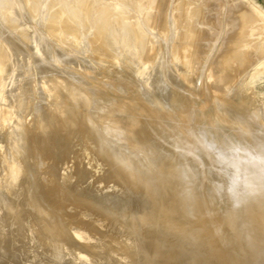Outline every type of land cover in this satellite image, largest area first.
Segmentation results:
<instances>
[{
  "label": "bare ground",
  "instance_id": "1",
  "mask_svg": "<svg viewBox=\"0 0 264 264\" xmlns=\"http://www.w3.org/2000/svg\"><path fill=\"white\" fill-rule=\"evenodd\" d=\"M144 1L0 0L1 19L14 18L16 20L22 11L27 15L28 13L36 15V17L44 15L45 21L47 20L46 23L44 22L46 29L48 28L47 32L50 31V34L57 36L56 38H59L61 31H63L62 34L66 30H68L66 33L71 31L73 34H79L85 31L87 25L89 26V30L86 29L88 32L94 28L95 39H90V43L94 51L99 54L97 56H101L102 60L108 63L103 62L102 65V62L97 61L106 67H104L105 71H100L101 75L105 74L104 76L99 73H97L98 76L95 75V72L89 70L86 65L82 69L86 70L87 67L90 73L81 70L82 74L76 68L79 63L75 69L67 63L71 68L67 70L78 79L74 83L72 79L75 77L72 78L70 73H67L69 75L65 77L62 71L56 68L59 67L56 63L51 64L54 61H51V56L48 55L52 52H49L48 50L51 49L46 46L44 48L47 50L45 49L44 52H49H47L48 58L43 57V59L45 61L48 59V65L44 63L45 61L41 62L43 60L39 58L38 60L33 58L26 60L30 57L29 54H32L30 49L36 52L37 47H34V51L33 45H36L37 38L32 39L34 44L31 41V48V45L27 44L28 41L25 43L23 38H20L21 36L15 39L18 36L15 35L13 38V34L9 32L8 38L12 35L11 37L17 41L0 44V89L2 90H0L2 92L0 99L2 97L3 101L0 103H6L5 106L0 104V116L2 115L0 126L5 133V129L10 125L12 136L9 135V139L13 141L10 142L9 149V159L12 163L2 165L1 162L0 180L8 174L15 177L16 183L19 184L18 189L15 190L0 188V264H81L78 261L82 260L90 264H96L95 261L111 264L112 260L114 261L112 264H152L153 262H146L151 255L148 250L155 245L153 243L155 238L152 233L148 234L147 229L156 226L157 223L164 225L168 221L166 218L172 216L171 208L183 212L193 209L199 221L209 226L207 244L210 251L205 256V264H264V112L261 109V112H258L253 108L251 100L244 99L246 97L243 98V93L239 94L242 98L235 101L229 98L230 95H227V92L217 97L216 92L211 90L213 86L214 90L218 87L225 88V91L228 88L233 90L235 84L233 79L237 76L236 68L233 69L232 66L233 61H236L234 59L239 61H236L238 65L242 58H244L242 64L249 62L251 54L246 53V48L251 44L262 51L264 40L259 39L258 33L260 27L263 26L264 19L256 17V13H261V11L256 10L250 0L247 1L254 11L250 10L252 8L242 0H207L209 2H205L210 6L223 5L222 13L217 15L218 20H221L219 17L226 11L224 8L229 9L227 16L229 15L230 20L225 15L227 21L223 20V24L228 21L229 23L223 26L220 34L227 36V32L232 27L235 31L229 37H224L226 39L223 41L218 37V41H221V48L217 44L214 50L211 49V53L214 52L209 55L211 57L208 56L209 59H206L205 64H207L202 68L203 78H200L206 89L194 85V91L189 96L185 95L180 105L169 111L167 104L174 97L166 92L171 84L175 83L170 70L174 68L178 57V53H175L178 44L175 46L176 49L172 48L175 51L169 50L170 45H166L168 48L165 47V49L164 45L161 46L160 49H164L165 54L157 58L158 53L161 52L157 45L159 38L153 36L157 39L153 44L151 35L149 36L148 31H144L150 30L149 26L146 28L147 24L160 23L161 27L166 28L169 0H149L148 6ZM203 1L200 3L189 1L190 6L192 5L188 10L186 8V15H188L186 19H189L187 20L189 26L197 24L196 15L199 13L201 3L204 4ZM120 3L124 6L122 7ZM150 5L155 10H150ZM127 7L130 9L128 10ZM262 15L264 16V13ZM202 22H198L200 28L204 24ZM199 27L196 28L199 29ZM86 33H82L84 38ZM186 33L189 38L191 31L188 30ZM2 34L7 33L5 31ZM3 35L0 36V41H3L1 40L5 37ZM82 36L80 35V39ZM41 37L44 38L42 34ZM253 37L255 40L258 38L262 44L260 42L257 44ZM184 38L185 41L187 36ZM78 40H76L78 44L87 43L82 44L83 46L79 45L82 49H90L89 39L88 42L87 39L86 42ZM7 44L10 46H6ZM196 44L197 48L201 49L200 44L202 43L199 38ZM51 45L55 48V54L58 55H53L52 49V56H54L51 57L54 58L52 60L60 59L57 63L63 64L61 61H64V57L60 56H66L68 48L64 47L66 54L63 52L59 56L58 53L61 51L57 52V47L54 44ZM77 46V44L74 45V47ZM213 46L210 47L213 48ZM74 47H71L73 51ZM81 47H77V50L79 51ZM187 48L185 47L186 50ZM82 49L78 52L79 54ZM219 49L222 50L217 55ZM72 50L67 56H71L72 53H74L72 56H75L77 52L71 53ZM188 51H190L189 54L192 53L189 48ZM10 52H12L11 56L13 52L19 53L13 56L15 64L20 63L19 56L23 55V61H28L26 64L21 63L23 67L25 66L24 68L21 66L23 71L18 69L23 73L21 72L20 80L18 78L15 91L11 92L13 95L9 94L10 92L6 93L8 91L3 89L7 87V84L6 87L2 86L5 84L3 81L9 82L5 74L11 73H7L11 68L10 65L14 68L12 61L9 60L10 57L8 58ZM86 53L89 54L90 51L81 53V55L84 54L90 59L91 55ZM90 54H93L92 51ZM143 60L150 61V65L152 64L149 65L148 70L149 63H147L145 71H148L145 73L139 71ZM8 61L9 65L6 64ZM74 61L79 62V59ZM80 62L85 64V61ZM94 63L96 65V60ZM5 65L10 66H6L8 70L4 67ZM51 65L61 71V75L58 71L56 75V70L52 71L54 68ZM65 66H62L64 67L62 70ZM144 66L146 65L143 64L142 67ZM15 68H18L17 65ZM72 68L76 72L79 71L81 75L76 72L74 74ZM14 70L17 72V69ZM184 73L181 72L182 75ZM211 74L213 78L209 82ZM12 75L15 76L13 72ZM103 77L106 78L103 79ZM159 79L164 82L159 84ZM240 79L241 77L238 80ZM42 80L47 82L43 83ZM146 80L150 82V85H146L148 82ZM230 81H232V87ZM241 81L244 82L242 79ZM10 83L13 82L10 81L8 87L11 86ZM184 83L186 84V81ZM190 84L192 87L193 84ZM240 90L245 91L243 85ZM49 91L52 96L48 94L50 95L48 98L51 99L47 101L44 95ZM206 91L207 94L210 92L212 95L207 97ZM2 94H8L10 99H5L7 95ZM36 100L39 104L34 106L33 103H36ZM55 105L56 107L61 106L58 107L59 110ZM23 106L25 107L24 112L19 113L20 110L19 117L22 113H27L19 118L15 111L19 108L23 111ZM229 108H235V111L231 114L225 113ZM31 111H33V116L29 119L26 115L31 114ZM13 113L17 114H14L17 117H13ZM162 116H166L168 120H161ZM231 116L236 120L232 129L227 130ZM2 119L6 121V124ZM34 125L39 126H36V132L32 129ZM59 125L61 132L56 133L55 130ZM29 129L37 135L33 137L34 133L32 135ZM1 131L0 128V136ZM219 134L218 139H215V136ZM51 136L54 137L53 140L51 139L52 142H49L50 139L47 141ZM52 146H56L60 154L70 153L72 160L67 164L69 166L76 164L79 157H84L86 160L90 157V159L79 167L77 164L75 168L59 167L55 157L50 159L52 153L50 147ZM4 154L3 157L6 156ZM20 160L22 162L18 164ZM205 161L207 164L204 163ZM63 169L65 171L62 173ZM221 182L228 190V196L221 204L212 205V210L213 214H218L225 207L227 211L224 219L205 221L206 218L200 211L207 208L205 201L210 200L211 202V198L203 196L206 190L214 188ZM230 189L231 193H229ZM92 192L93 194H90ZM68 205L72 208H67ZM150 212L152 216H149ZM81 236L88 238L83 239ZM115 237L117 239H114ZM245 238L249 239L248 242ZM120 246L130 251L124 254L127 256L122 259L109 258L110 254L116 252Z\"/></svg>",
  "mask_w": 264,
  "mask_h": 264
},
{
  "label": "rangeland",
  "instance_id": "2",
  "mask_svg": "<svg viewBox=\"0 0 264 264\" xmlns=\"http://www.w3.org/2000/svg\"><path fill=\"white\" fill-rule=\"evenodd\" d=\"M149 0H145L144 1V3L148 6V4H150V1L148 2ZM179 1V2H178ZM181 0H169V6H168V8H167V16H168V18L166 19V22H167V24H166V28L163 26V27H161V25H160V23H157V24H147L146 25V28H147V26H149V28H150V30H148V29H146L145 27V29L146 30H144V31H148L147 33L149 34V36L150 37H152V43L154 44V42H155V40H157L158 38V41H159V44H157L158 45V48L160 49V48H162L161 46H163L164 45V49H165V47L166 48H168V46H166V45H170V47H169V50L170 51H172L173 49H176V47H177V52L175 51V50H173V51H175V53H178V57H177V59H176V63H175V65L173 66L174 68L173 69H171L170 70V74L171 75H173V79H175V83L174 84H171V86H170V89L169 90H167V92L166 93H169L170 95H172L173 97H174V99H172V101H170L168 104H167V110H169V111H171V110H173V109H175L177 106H179L180 105V103L182 102V100H183V98L185 97V95L187 96H189L193 91H194V85H197V86H200L202 89L203 88H205L206 89V86H205V84H204V82L202 81V79H200L201 77H202V68H204V65H206L205 64V61H206V59H209V57H211V56H209L210 54L212 55L213 54V52L211 53V49L212 50H214V48H215V46L217 45V44H219V46L221 45L220 43H221V41L220 40H224V39H226V38H224V37H229V35L230 34H232L233 33V31H235L234 29H233V27H232V29H230L229 31H232V32H227V36H223L222 34H220V33H222V28H223V26H225L226 24H228L229 23V21H228V23H224L223 24V20H226L227 21V19H225L226 17H225V15L227 16V11H229V9L227 10L226 9V7L224 8L225 10V13L221 16V17H219L221 20H218V18H217V15L219 14L220 15V13H222V11H221V9L223 10V5L221 4H218L217 6H210L209 4H207L209 1H203V3L204 4H202L201 3V8L199 9V13H197V15H196V18H198V20L197 19H195V21L197 22V24H198V22L200 23V22H202V23H204V24H202V26H201V28L199 27V24H198V26H196L197 24H195V25H191V26H189L188 24H187V20L189 21V19H186L187 18V16L188 15H186L187 13H186V11L189 9V8H191L192 7V5L190 6V4H189V1H194V2H202V0H182L181 2H180ZM243 2H245V4L247 5V3H248V6H250L249 5V0L247 1V0H242ZM205 2H207L206 4H205ZM242 2V3H243ZM174 3V4H173ZM250 3L255 7V9L256 10H260L261 11V13L264 11V0H250ZM121 4V3H120ZM120 4H119V6H120ZM123 4V3H122ZM121 4V5H122ZM184 4V5H183ZM188 4V5H187ZM244 3H243V5H245ZM174 5V6H173ZM180 5H182V6H180ZM194 5V4H193ZM203 5H204V7H203ZM208 5H209V7H208ZM245 5V6H246ZM256 5V6H255ZM124 5H122V7H123ZM152 5H150V10H152L153 11V9H154V7H151ZM171 6V7H170ZM206 6V7H205ZM174 7V8H173ZM184 7H185V9H184ZM152 8V9H151ZM170 8V9H169ZM179 8H182V9H179ZM186 8H187V10H186ZM250 8H252V6H250ZM127 9H128V7H127ZM130 9V8H129ZM128 9V10H129ZM220 9V10H219ZM155 10V9H154ZM237 10H238V8H237ZM250 10H252V11H254L253 10V8L252 9H250ZM170 11V12H169ZM173 11V12H172ZM213 11H216L215 13L213 12ZM221 11V12H220ZM219 12V13H218ZM169 13H170V15H169ZM254 13V12H253ZM260 13V12H259ZM259 13L257 12L256 13V17L257 18H261V20H263L264 19V16L260 13V15L262 16H260L259 15ZM24 14V15H23ZM213 14V15H212ZM214 14L216 15V16H214ZM229 14V13H228ZM20 16L18 17V19L16 18V20L14 19V18H7V19H1L0 18V23H2L4 26H2V24H0V28L2 29L3 27H6L5 29L3 28L2 30L0 29V31H1V34H0V36H2L3 34L2 33H5V31H6V33L7 34H5V35H3V36H5V37H3V38H5V39H3V38H1V40H3V41H0V44L3 42H5V44L7 43V41H8V44L9 43H13V42H15V41H17V40H15V39H18L20 36V38H23L22 40H24V42L26 41H28L27 42V44H29V45H31V43L33 42V44H34V40L32 41V39H35V38H37L38 39V41H37V43H36V45L34 46L33 45V48L34 47H37V49H36V52H33V49H30V52H32V54H29V56L30 57H28V59H26V60H30L31 58H33L34 60H38L37 58H39V59H42L43 61H41V62H44L45 60L43 59V57L45 58V57H47V54L51 51L52 53H49L50 55H48V56H51V57H54V56H52V54H53V51H54V54L53 55H56V56H58L57 55V53L55 54V48L51 45V44H54V46L55 47H57L56 49H57V52H58V50H60L61 52H59L58 54H59V56L60 55H62V54H60V53H65L66 54V50H68L67 52H68V54H66V56L67 55H69V52H70V50H72V48L71 47H74V45L75 44H77L78 46L77 47H81V46H79L80 44L82 45V44H84V43H77V39H79L78 41H83V42H86L85 40L87 39V42H88V39H89V42L88 43H90V39H95V34H96V31L94 30V28H93V30L91 31H87V30H89L88 28H89V26L87 25V26H85L86 28H85V33H86V31H87V33L85 34V36L87 37H85L84 38V36H82V33H84L83 31H82V33L80 32L79 34L77 33V34H73L71 31H69V33H66V32H68V30H66L65 31V29H64V33L62 34V32L63 31H61L60 33L62 34H60L58 37L59 38H56L57 36H54V34H50L49 32H47L48 31V28L46 29V22H47V20L45 21V16L43 15V17L41 16V15H38L37 17H36V15H33V14H30V13H28V15H27V13L26 12H24V11H22V13L21 14H19ZM25 15H26V19H25ZM23 16H24V18H23ZM30 16H31V19H30ZM200 16V17H199ZM28 17V18H27ZM33 17V18H32ZM40 17H42V18H40ZM214 17H216V18H214ZM40 18V19H39ZM202 18V19H201ZM214 18V19H213ZM223 18V19H222ZM227 18L230 20V17H229V15L227 16ZM23 19H25V20H23ZM29 20V22H28V20ZM32 19H34L33 20V22H32ZM201 19V20H200ZM35 20H36V22H35ZM41 20V21H40ZM43 20V21H42ZM174 20V21H173ZM176 20V21H175ZM40 21V22H39ZM152 23H153V17H152ZM159 21V20H158ZM194 20H193V22H195ZM15 22H17V24H15ZM31 22V23H30ZM34 22H35V24H34ZM45 22V23H44ZM218 22V23H217ZM264 22V20L262 21V23ZM37 23V24H36ZM150 23V22H149ZM262 23H261V26H262ZM13 24V25H12ZM32 24V25H31ZM174 24H175V26L177 27H175L174 26ZM41 25H43L42 27H41ZM171 26H172V28L173 29H175V30H173L172 28H171ZM195 26V27H194ZM205 26H207V28L205 27ZM263 26H264V23H263ZM263 26H262V28H263ZM31 27V28H30ZM60 27V26H59ZM157 27V28H156ZM161 27V28H160ZM188 27H190L189 29H188ZM196 27H199V29L198 28H196ZM36 28H38V29H36ZM261 27H260V32L258 33L259 34V36H260V38H259V36L258 35H256L257 34V31H258V29L256 30V36H258V38L259 39H261V41L262 40H264V32H263V30H264V28L262 29ZM87 29V30H86ZM167 29V30H166ZM172 29V30H171ZM3 30H5L4 32H2ZM8 30V31H7ZM62 30V29H61ZM171 30V31H170ZM176 30H178V31H176ZM180 30V31H179ZM188 30H190L191 31V33H190V36H189V38H188V35H186V34H188V33H186V32H188ZM27 31V32H26ZM29 31V32H28ZM153 31V32H152ZM175 31V32H174ZM10 32V34L12 33L13 34V38L15 37V35H17L18 37H15V39H13L11 36L12 35H10V37L8 38V36H9V33ZM183 32V33H182ZM198 32V33H197ZM261 32H263V33H261ZM36 33V34H35ZM49 33V34H48ZM88 33H89V35H88ZM90 33H91V35L93 36H91L90 35ZM151 33V34H150ZM172 33V34H171ZM177 33V34H176ZM186 33V34H185ZM229 33V34H228ZM41 34L44 36V38L43 37H41ZM66 34H68V35H66ZM191 34H192V36H191ZM8 35V36H7ZM80 35L83 37H81V39H80ZM84 35V34H83ZM172 35V36H171ZM187 36V41H188V43L186 44V42L184 41V37H186ZM201 37H200V36ZM203 35V36H202ZM219 35H221V36H219ZM224 35H226L225 33H224ZM254 35V36H255ZM51 36V37H50ZM61 36V37H60ZM89 36V37H88ZM153 36H154V38H157V39H154L153 38ZM157 36V37H156ZM160 36V37H159ZM163 36V37H162ZM255 36V37H256ZM161 37H162V39L165 41H163L162 39H161ZM218 37H220L221 39L218 41ZM262 37V38H261ZM47 38V39H46ZM56 38V39H55ZM182 38V39H181ZM198 38H199V41L202 43V44H200L201 46H200V48L201 49H198L197 48V44L195 45V43L197 42V40H198ZM258 38H256V40L254 39V37H253V40L254 41H257L256 43L258 44L259 42H260V44H262V47L264 48V41H262V43H261V41H259V39ZM58 39V40H57ZM61 39V40H60ZM76 39V40H75ZM5 40V41H4ZM15 40V41H14ZM45 40H48L47 42L45 41ZM51 40V41H50ZM56 40V41H55ZM60 40V41H59ZM30 41V42H29ZM32 41V42H31ZM36 41V40H35ZM58 41V42H57ZM73 41H75V43L73 42ZM25 42V43H26ZM51 44H50V43ZM53 42H57L56 43V45H55V43H53ZM162 42H164L163 44H162ZM217 42V43H216ZM38 43L40 44V45H38ZM47 43H49V44H47ZM58 43H62L61 44V46H60V44H58ZM161 43V44H160ZM184 45H183V44ZM214 45H212V44ZM216 43V44H215ZM5 44H3V46H5ZM6 45V46H10V45ZM41 44H42V46H41ZM44 44V45H43ZM57 44H58V46H57ZM87 44V43H86ZM86 44H84V45H86ZM91 44V43H90ZM88 45V46H90V49H88V48H83L84 50H87L88 52L90 51V53H91V51H92V53L93 54H87V55H91V56H89L90 57V59L92 60H90L89 58H88V56L86 57V55H84V54H82L81 55V53H85V52H87V51H85L84 52V50L82 49V47L80 48V49H82V52L79 54L78 52L80 51V49H79V51L77 50V47H74V51L72 50L71 51V53L72 52H77V53H75V56H72V54H74V53H70L71 54V56H64V55H62V56H60V57H64L63 59H64V61L62 60L61 62H63V64H59V63H57V61L59 60L60 61V59H57L56 57H55V59H57V60H52V59H54V58H51L50 57V59H51V61H54V63L53 62H51V64L52 65H54L55 63L59 66V67H56V68H59V70H61L62 71V74L66 77V75H67V73H70L71 74V72L70 71H68V70H71V68L69 67V65H71V67H73L74 69H75V67H76V65H77V63H81L79 66L81 67V69H80V67L77 65V67L76 68H78L79 69V71H80V73H82L81 72V70H83L84 72L86 71H88L87 69L89 68V70H93L92 72L95 74V75H99L100 74V71H105V68L102 66L103 65V60H102V57L101 56H97V55H99V54H97L95 51H94V49H93V46H92V44L91 45ZM172 44V45H171ZM175 44V45H174ZM178 44V45H177ZM181 44V45H180ZM22 45V44H21ZM63 45V46H62ZM65 45V46H64ZM156 45V44H155ZM160 45V46H159ZM174 45V46H173ZM177 45V46H176ZM187 45H189V46H187ZM213 46V48H211L210 46ZM44 46H46L48 49L50 48L51 50H48L46 53L44 52L45 51V49L47 50V48H44ZM60 46V47H59ZM69 46H71L70 48H69ZM83 46V45H82ZM176 46V47H175ZM178 46H179V48H178ZM261 46V45H260ZM39 47V48H38ZM62 47V48H61ZM64 47H65V49H66V47L68 48V49H64ZM86 47V46H85ZM175 47V48H174ZM185 47L187 48H189V50H191V52L193 53V50H194V53L192 54V53H190L189 54V52L190 51H188V48H187V50L185 49ZM193 47H195V49L193 48ZM256 47V46H255ZM254 47V45H252L251 44V46H248V48H246V53L247 54H251L250 55V61L249 62H247V59H245V61L247 62L245 65L244 64H242V62L244 61L243 59L244 58H242V61H241V59H240V65L243 67H241L240 65H238V63L237 62H239V61H237V59H234V60H236V61H233V58H232V61H233V69L234 68H236L235 69V74L237 73V76L233 79L234 81H235V84L233 85V90H231V88L229 89H226V91L222 88V87H218L221 91H219V89L217 88L216 90H214L215 88H214V86L212 87V86H210V88H211V90L212 91H215L216 93V95L215 96H217V97H220V94L222 93V95H224V92L227 94V95H230V97L229 98H232V100H235L236 101V99L238 100V99H240V97L242 98V96H243V98L244 97H246V98H244V99H248V100H251V104H252V106H253V108H255L258 112L260 111L261 112V110H262V112H264V49L262 48V51H259L258 50V48H255ZM31 48H32V45H31ZM61 48V49H60ZM173 48V49H172ZM181 48V49H180ZM190 48H193V49H190ZM220 48H221V46H220ZM39 49V50H38ZM52 49H53V51H52ZM164 49H160V51L162 52H159L158 53V51H157V53H158V56L159 57H157V58H161V57H163V55L165 54V51H163ZM185 49V50H184ZM198 49V50H197ZM250 49V50H249ZM252 49V50H251ZM64 50V51H63ZM76 50V51H75ZM179 50H181V51H179ZM222 49H219L218 51H217V55L218 54H220ZM258 50V51H257ZM34 51H35V48H34ZM41 52V53H38V52ZM200 51V52H199ZM248 51V52H247ZM219 52V53H218ZM43 53V54H42ZM15 54H17V55H19V53L18 52H13V56H15ZM41 54V55H40ZM160 54V55H159ZM182 54H183V56H182ZM12 55V52H10L9 53V56H8V58L10 57V61H12V63L11 64H13L14 65V68H12V65H10L11 66V68H10V70H8V68L7 67H10V66H7V65H9V61L6 63L7 65H5L4 67L6 68V70H8V72L7 73H10L9 75L8 74H5L6 76H7V78H9V82L11 81V82H13V83H10L11 84V86H9L8 87V85H9V82L7 81V80H5V75H4V80L5 81H3V82H5V84L4 85H2V86H5L6 84H7V87L6 88H3V89H5L6 91H8V92H6V93H9V94H11V95H13V93H11V92H13V91H15L14 90V88L15 87H17V83H18V78L20 77H22V71L24 70H22V67H23V65L22 64H26V62H28V61H23L24 60V55L23 56H19L20 57V59H18V60H20V63L18 62L17 64H15V62H13V60H15V57H13V56H11ZM28 55V54H27ZM31 55H33L32 57H31ZM84 55V56H83ZM93 55H95L94 57H95V59H93L94 57H93ZM185 55V56H184ZM187 55V56H186ZM192 55H193V57H192ZM255 55V56H254ZM37 56H39V57H37ZM76 56H78V57H76ZM82 56V57H81ZM157 56V55H156ZM161 56V57H160ZM209 56V57H208ZM11 57L13 58V59H11ZM23 57V58H22ZM26 57V56H25ZM36 57V58H35ZM42 57V58H41ZM72 57H74L73 59H72ZM75 57H76V59H79V62L78 61H74V60H76L75 59ZM97 57H98V59H97ZM190 57V58H189ZM48 58V57H47ZM59 58V57H58ZM190 60V61H188V59ZM46 59V58H45ZM70 59V60H69ZM82 59V60H81ZM85 59V60H84ZM180 59V60H179ZM239 59V58H238ZM17 60V61H18ZM71 60H73V61H71ZM88 60V61H87ZM94 60V61H93ZM95 60H96V65H95ZM186 60H187V62H186ZM198 60V61H197ZM262 60V61H261ZM21 61H23V62H21ZM50 61V60H49ZM58 61V62H59ZM67 61V62H66ZM80 61H85V64L84 63H82V62H80ZM97 61H99V62H102L101 64L102 65H100V63L99 62H97ZM145 61V62H144ZM178 61H179V63H178ZM180 61H181V63H180ZM48 62V59H47V61H45L44 63H47ZM64 62H65V64H64ZM86 62H88V64L86 63ZM211 62V61H210ZM210 62H209V64L207 65V67L209 68V65H210ZM234 62H235V64H234ZM22 63V64H21ZM67 63H69V65L67 64ZM89 63H91V64H89ZM104 63H106V64H108L106 61L104 62ZM141 63H143V64H145L146 66H144V68L142 67V65H141ZM141 63H140V67H139V71H141V72H147L149 69L148 68H150V66L152 65H150V61L148 62V61H146V60H143V61H141ZM147 63H149L148 64V66L149 67H147ZM203 63V64H202ZM237 63V64H236ZM245 63V62H244ZM20 66H19V65ZM105 64V65H106ZM180 64V65H179ZM182 64H183V67H182ZM15 65H17V67L18 68H15ZM44 65H46V64H44ZM47 65H48V63H47ZM49 65H50V62H49ZM52 65H51V67H52ZM56 65V66H57ZM65 66V69L67 70V71H65V69L64 70H62L64 67H62V66ZM84 65H86L87 67L85 68L86 70H84V69H82V68H84L85 66ZM125 65V64H124ZM179 66V68L177 69V67ZM184 65H185V67H184ZM235 65H237V67L235 66ZM244 65V66H243ZM7 66V67H6ZM22 66V67H21ZM83 66V67H82ZM94 68H93V67ZM100 66H102V67H100ZM190 68H189V67ZM238 66H240V67H238ZM25 67V66H24ZM23 67V68H24ZM90 67H92V69H90ZM99 68L98 70L96 69V68ZM123 67H125V66H123ZM147 67V71H145V68ZM182 67V68H181ZM52 68H54V70H52V71H55V74L57 75V71H58V74H60V72L61 71H59L58 69H56L55 68V66L54 67H52ZM61 68V69H60ZM70 68V69H69ZM73 68H72V71L74 72V74H76V73H78L79 71H77L76 72V70H73ZM100 68H102V69H100ZM184 68V69H183ZM192 68V69H191ZM208 68L206 69V70H208ZM13 69V70H12ZM14 69H17V72H15V70ZM18 69H21L22 71H20V70H18ZM143 69V70H142ZM183 69V70H182ZM237 69H239L238 71H236ZM98 72H97V71ZM119 70V69H118ZM179 71V73H178V71ZM180 70H181V72H185L184 73V75H182L181 74V72H180ZM20 71V72H19ZM63 71H65V73L63 72ZM201 71V72H200ZM234 71V70H233ZM12 72L14 73V75L15 76H13L12 75ZM20 74H19V73ZM22 72V73H21ZM76 72V73H75ZM189 72H191V73H189ZM88 73H90L89 71H88ZM97 73H99V74H97ZM176 73H178V75H179V77H177L178 75L176 74ZM189 73V74H188ZM212 73H214V72H212ZM19 74V75H18ZM54 74V73H53ZM53 75L54 77L56 76V75ZM83 74V73H82ZM93 74V75H94ZM181 74V75H180ZM198 74H199V76H198ZM12 75V76H11ZM61 75V74H60ZM62 75V76H63ZM69 75V74H68ZM67 75V76H68ZM72 75V74H71ZM78 75H81V74H79L78 73ZM77 75V76H78ZM101 75V74H100ZM105 75V74H104ZM103 74L101 75V76H104ZM187 77H186V76ZM244 75V76H243ZM61 76V77H62ZM63 76V77H64ZM73 76V75H72ZM71 76V77H72ZM181 76H183V77H181ZM198 76V77H197ZM238 76H240L241 77V79L242 80H244V82H242L241 81V79L240 80H238L240 77H238ZM14 77V78H13ZM59 77V76H58ZM57 77V78H58ZM70 77V76H69ZM70 77V78H71ZM75 76H73L72 78H74ZM100 77V76H99ZM185 77V78H184ZM6 78V79H7ZM20 78H19V80H20ZM42 78V77H41ZM45 78V77H44ZM44 78H42V79H44ZM48 78V77H47ZM69 78V80H71ZM76 78V80H74ZM74 79H72L73 81H74V83L78 80L77 79V77H75ZM104 78H106V77H103V79ZM180 78H183L182 80L180 79ZM203 78V77H202ZM213 78V74H211V77H210V79H209V82H211L210 80ZM252 78V79H251ZM37 79H40V78H37ZM119 79V78H118ZM150 79V78H149ZM148 79V80H149ZM251 79V80H250ZM12 80H15V81H12ZM71 80V81H72ZM148 80H146V81H148ZM184 80V81H183ZM232 80V81H233ZM246 80V81H245ZM248 80V81H247ZM38 81H40V80H38ZM43 81V80H42ZM42 81H41V83H42ZM44 81H46V80H44ZM44 81H43V83H44ZM72 81V82H73ZM106 81H109V80H106ZM110 81H111V79H110ZM113 81H114V79H113ZM115 81H116V78H115ZM186 81V84L184 83ZM232 81H230L229 83H230V86L232 87V85H231V83H232ZM238 81V82H237ZM7 82V83H6ZM47 82V81H46ZM91 82V81H90ZM93 82H95V81H93ZM159 84H161V83H163L164 82V80H160L159 79ZM194 82H196V84L194 83ZM249 85H247L246 83ZM248 82H250V83H248ZM34 83V82H33ZM150 82L148 81V82H146V85L147 84H149ZM187 83H188V85H187ZM190 83H194L193 85H192V87H191V84ZM228 83V84H229ZM234 83V82H233ZM240 83V84H239ZM242 83H245V84H242ZM106 84V83H105ZM190 84V85H189ZM150 85V84H149ZM181 85V86H180ZM209 85H211L210 83H209ZM242 85H243V90L245 89V91H246V89H247V91L246 92H248L247 93V95H246V92L245 91H241L240 89H242ZM244 85H245V87H244ZM129 86H131V84H129ZM184 86V87H183ZM238 86V87H237ZM12 87V88H11ZM177 87V88H176ZM236 87V88H235ZM11 88V89H10ZM185 88H187L186 90H185ZM214 88V89H213ZM240 88V89H239ZM180 89V90H179ZM223 89V90H222ZM235 89H236V91H235ZM1 90V89H0ZM11 90V91H10ZM217 90L219 91V92H217ZM227 90H229V91H231V92H229V91H227ZM2 91V90H1ZM4 91V90H3ZM188 91H190L189 93H188ZM238 91H239V93H238ZM236 92V93H235ZM245 92V93H244ZM2 92H0V94H1ZM3 93H5V91L3 92ZM51 92L49 91L46 95H44V96H46L47 97V101H49L50 99L48 98L50 95L52 96V94H50ZM208 92L206 91V95H207V97H209V96H211L212 95V93H210L209 92V94H207ZM218 93V94H217ZM230 93V94H229ZM243 93V95L241 96L240 95V97H239V94H242ZM254 93V95H252ZM48 94H50V95H48ZM238 94V95H237ZM245 94V95H244ZM251 94V95H250ZM2 95H4V94H2ZM7 95V97H5V99H7V98H9L10 99V97L8 96V94H5L4 96H6ZM232 95V96H231ZM236 95V96H235ZM255 95H256V98H255ZM235 96V97H234ZM237 97V98H236ZM248 97V98H247ZM233 98H235V99H233ZM1 99H2V97H1ZM0 99V100H1ZM252 100H255V101H252ZM4 101H8V100H4ZM10 101V100H9ZM37 101V100H36ZM36 101H34V102H36ZM1 103L3 102L2 100L0 101ZM38 102V101H37ZM33 103L34 104V106H36V104L38 105L39 104V102L38 103ZM65 102V101H64ZM0 103V104H1ZM254 103V104H253ZM4 104V106H5V102L3 103ZM3 104H1V105H3ZM50 104V103H49ZM62 104H64V103H62ZM260 104H262V105H260ZM58 105V104H57ZM249 105V104H248ZM3 106V107H4ZM47 106H48V103H47ZM6 107H8V105H6ZM55 107H56V105H55ZM58 107L59 106H57L56 108L58 109ZM61 107V106H60ZM59 107V108H60ZM23 108V111H22V109L21 108H19L18 109V111L16 110L15 112H17V114H18V117H19V113H21V112H24V106L22 107ZM248 107H246V109H247ZM261 109V110H260ZM21 110V111H20ZM54 111H55V108L53 109ZM59 110V109H58ZM251 110V109H250ZM20 111V112H19ZM57 111V110H56ZM235 111V108H229V109H227L226 111H225V113H227V114H231L232 112H234ZM247 111H249V108L247 109ZM19 112V113H18ZM32 113L30 114V113H28L27 115H26V117H28L29 119H31L32 118V116H33V111H31ZM25 113H27V112H25ZM25 113L23 114H21L22 116H25ZM15 113H13V117L15 116V115H17V114H15ZM20 115V117L19 118H21L22 116ZM28 115H30V116H28ZM2 116V115H1ZM1 116H0V118H1ZM15 117H17V116H15ZM161 120H163V121H167L168 119H167V117L166 116H162V118H161ZM202 120H203V118H202ZM236 119L234 118V117H230V123H229V125L227 126V130H231L232 129V127H233V123H234V121H235ZM2 121L6 124V121L5 120H3L2 119ZM39 120H37V122H38ZM1 122V121H0ZM2 122V123H3ZM9 121L7 120V123H8ZM37 122H35L36 124H38ZM3 123V124H4ZM9 124V123H8ZM39 125V124H38ZM38 125H36L37 127H39ZM3 126H5V125H3ZM35 126V125H34ZM36 126L34 127V128H32V129H34V131L36 132L37 131V129H36ZM7 126H5V128H6ZM10 127V125L5 129V133H4V129H2V126H0V128H1V136H0V146H1V148H0V164H1V162H2V165H3V163H7L6 165H10L11 163H12V161H10V159H9V156H10V154H9V149H10V146H11V143L10 142H13L11 139H9V135H11L12 136V133H11V129L9 128ZM32 127V126H31ZM31 127H29V128H31ZM60 125H59V127L55 130V132L56 133H60L61 131H60ZM4 128V127H3ZM8 129H9V131H8ZM32 129H29L30 131H31V133H32V135H33V133H34V136L33 137H35V135H37V133L35 134V132L32 130ZM36 129V130H35ZM39 129V128H38ZM62 130V129H61ZM6 133L8 134V135H6ZM11 133V134H10ZM6 136V137H4V135ZM222 135V134H221ZM220 136V134L219 135H216L215 136V139H218V137ZM259 136V138H260V135H258ZM2 138V139H1ZM54 138V137H53ZM53 138H52V136H51V138L49 137L48 138V140L47 141H49V139L51 140H53ZM3 139H4V141H3ZM8 140V141H7ZM13 140H14V138H13ZM52 140L51 141H49V142H52ZM1 141H3V142H1ZM6 141H7V143H6ZM31 141V140H30ZM2 143H6L5 145H3ZM10 143V144H9ZM31 143V142H30ZM8 144V145H7ZM6 145H7V147H6ZM2 146H3V148H2ZM7 149V150H6ZM2 150V151H1ZM4 150V151H3ZM50 150H51V152L52 153H54L55 152V150H56V152L54 153V154H50V159H53L54 157L56 158L55 160H56V162H57V164H58V166L59 167H62V168H75L76 167V164H77V166L79 167L80 165H82V164H84V163H87L88 161H89V159H90V157H88L87 159L88 160H86L84 157H79L78 159V162L76 163V164H72V165H67V164H69L70 163V161L72 160L71 159V157H70V153H68V154H65V155H63V154H60V152H59V150H58V148L55 146H52V147H50ZM5 151H6V154H4L5 153ZM4 152V153H3ZM3 154L4 155H6L5 157H3ZM56 155V156H55ZM4 159V160H3ZM4 161H7V162H4ZM17 162V161H16ZM21 160L19 161V162H17L18 164H21ZM46 162H44V165H46L45 164ZM205 164H207V161H205L204 162ZM65 170L63 169L62 170V173L64 172ZM16 181H17V179L15 178V177H11V175H6L5 177H3V178H1V180H0V188L1 189H3V188H11V189H18L17 188V186H19V184H17L16 183ZM199 182V181H198ZM207 192L204 194V196L203 197H210L211 198V202H210V200H208V201H205V204L207 205V208L205 209V210H201L200 212H201V214L203 215V216H205V218H206V220L205 221H207V220H209V222H211V219H213V220H216V221H218V219H224V214H225V212L227 211L226 210V208L224 207L223 209H222V211H220V212H218V214L217 213H215V214H213V210H212V205H218V204H221L222 202H223V200H225V197L226 196H228V190H226V188L223 186V182H221V183H219V185H217V186H215L214 188L213 187H211V188H209V190H206ZM229 193H231V189L229 190ZM90 194H93V192L92 193H90ZM90 194H88V195H90ZM90 197H91V195H90ZM95 197V196H94ZM96 198V197H95ZM98 199H100V198H98ZM69 207H71V205L69 206L68 205V207L67 208H69ZM72 208V207H71ZM171 211H172V216H171V218L169 217V218H166L168 221L164 224V225H158V223L156 224V226H154V227H149V229H147V231H148V234H150V233H152L153 235V237L155 238V240H153V243L155 244L154 246H152L149 250H148V252H151V255H150V258H149V260L146 262V263H150V262H153L152 264H205V262H204V260H205V256H206V254H208L209 253V247H208V244H207V238H208V235H209V232H207V228H209V226L207 227V226H205L204 224H202L200 221H199V219H198V217L196 216V213L193 211V209H190V210H188L187 212H183L182 210L181 211H177V209H175V208H171ZM142 212V211H141ZM144 215V214H143ZM145 216V215H144ZM149 216H152V213L150 212V215ZM146 219V218H145ZM216 221H214V222H216ZM225 221V220H224ZM226 222V221H225ZM77 226H79V225H77ZM109 228V227H108ZM211 233H213V232H211ZM151 235V234H150ZM82 237V236H81ZM83 239H86V238H88V237H82ZM114 239H117L116 237L114 238ZM245 240L248 242V238H245ZM127 252H130L129 250H124V247L123 246H120L119 247V249L118 250H116V252H114L113 254H110L111 256L109 257V258H117V259H122V258H124V257H126L127 255H124V254H126ZM110 260V259H109ZM206 261V260H205ZM79 263H81V264H90V262H85L84 260H82L81 262L80 261H78ZM114 261L112 260L110 263L112 264ZM124 262H125V260H124ZM95 263L96 264H104L103 262H99V261H95Z\"/></svg>",
  "mask_w": 264,
  "mask_h": 264
}]
</instances>
